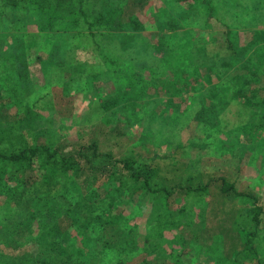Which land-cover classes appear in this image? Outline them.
<instances>
[{
    "label": "rangeland",
    "instance_id": "374dc122",
    "mask_svg": "<svg viewBox=\"0 0 264 264\" xmlns=\"http://www.w3.org/2000/svg\"><path fill=\"white\" fill-rule=\"evenodd\" d=\"M9 2L0 0V88L17 80L20 72L28 75L30 93L28 99L21 97L22 105L37 102L45 110L44 132H52L49 137L60 144L62 154L90 145L118 155L119 146H111L106 136L120 125V150L127 151L125 146L130 144L132 152L140 149L147 156L153 151L166 154L174 150L175 172L182 175L183 185L192 189L172 198L173 219L170 215L163 218L159 202L151 195L130 200L125 192L122 199L115 196L113 201L108 197L92 211L96 216L110 211L114 219L122 218L121 231L112 226L97 232L85 247L80 224L74 225L82 213H78L79 199L72 189L69 195L60 194L64 179L57 180L59 185L53 188L40 180L26 184L23 172L13 175L12 169L0 197V238H29L33 248L27 258L17 260L18 256L13 257L18 252L10 248L2 251L0 245L3 264H37L36 257H43L48 238L40 237L50 234L57 220L48 223L35 206L42 192L49 189L55 196L51 204L59 212L57 219L63 220L64 232L72 237L70 243L91 256L96 251L100 264H229L240 246L235 229L236 222L243 219L236 213L239 201L218 197V184L212 183L208 191L203 188L210 180L235 181L239 192H251L264 207V110L245 107L240 92L243 86H236V76L248 74L246 65L264 66V37L259 36L264 25L256 23L264 9L256 13L252 0H211L207 8L164 4L165 12L159 13L161 3L152 0L141 20L147 29L143 31L146 39L158 47L149 46L145 56L135 59L134 53L129 56L122 50L134 32L105 31L99 36L105 41L102 55L85 36L88 30L83 22L77 23V16L42 19L28 0L17 6H9ZM87 2L98 14L125 5L127 0ZM228 26L233 34L231 49L226 47ZM64 28L69 35L59 33L56 37V30ZM59 59L67 64L62 69L54 65ZM263 81L258 85L262 93ZM4 90H0V113L12 106ZM125 93L130 97L124 98ZM110 98L121 102L96 120L98 114L93 109ZM259 98L264 100V94ZM28 122L12 121L5 127H15L14 131L30 137L35 129L27 127ZM111 135L117 138L114 131ZM44 138L48 137L44 134ZM2 148L7 153L21 151L19 147L10 150L5 144ZM90 181L92 186L100 182ZM119 181L113 173L112 185L120 186ZM162 184L161 180L156 187ZM169 185L166 182L164 186ZM181 210L185 212L182 217ZM261 230L253 244L256 253L251 245L245 246V250L249 248L246 264H264V227ZM105 239L110 247L103 249ZM87 260L93 262L90 256ZM54 264L62 263L57 258Z\"/></svg>",
    "mask_w": 264,
    "mask_h": 264
},
{
    "label": "trees",
    "instance_id": "16d2710c",
    "mask_svg": "<svg viewBox=\"0 0 264 264\" xmlns=\"http://www.w3.org/2000/svg\"><path fill=\"white\" fill-rule=\"evenodd\" d=\"M25 0H10L8 3L11 6L13 3L21 5ZM33 7L39 10V17L44 19L45 17H50L52 15L64 18L77 16L79 22L86 26L88 34L85 36L93 40L97 52L102 55V44L104 39H100L105 31L114 33L123 32H134L130 39V43L127 44L122 50L128 53H134L135 59H138L148 52V47L152 46L157 49V44L152 43L149 38L146 39V35L143 31H146L143 18L144 13L152 0H127L125 5H119L108 10L100 11L98 14H94L89 7L87 0H28ZM211 0H156L159 5L158 12H165L162 8L163 5H176L181 8L186 6L189 7L190 4H197L200 6L208 7V2ZM252 7L255 8V12H260L264 9L263 0H252ZM187 7V8H188ZM45 15V16H44ZM254 16V15H253ZM158 19V18H156ZM253 21V20H252ZM53 21L48 20V23L52 24ZM254 22V21H253ZM41 23L42 20H41ZM256 23L264 25V14L258 16V21ZM47 25V24H44ZM231 26H228L227 35V48H233V41L231 39L232 33L230 32ZM62 33V34H59ZM59 35L67 36L69 35L68 29L56 30L55 36ZM264 32L259 33V36H263ZM112 36V35H110ZM108 36V37H110ZM62 37V36H61ZM116 38V37H112ZM129 56H133L128 54ZM225 64V63H224ZM59 69H62L67 64L59 59L54 64ZM248 74L236 76L237 83L236 86H243V90L240 91L244 98V106L248 109L259 108L264 110V100L259 98L262 90L258 88L259 80H264V66L251 67L245 66ZM26 73L20 72L17 80L11 82V84H3L0 90H4L8 93L9 99L6 100L7 103H12V106L5 112L4 110L0 113V197L3 196L5 188L4 181L7 174L15 169L13 175H17L23 172V183L31 184L40 180V182L46 186H58L57 180L64 179V187L60 191V194L69 195L72 193L79 199L78 205L80 206L78 213L81 211V216L75 221L74 225L79 226V231L84 234L85 247L88 242L93 239L95 233H102L108 231L110 227L114 226L115 230L120 229L122 224V218H113L110 211L108 214H99V216L94 215L92 211L95 205H101L102 201L105 202L108 197H112V201L116 199L115 196L122 199V195L127 192L128 199L133 200L139 195H151L152 198L159 202V210L163 212V218L173 219L174 211L172 208V198L180 192L191 191V187L186 188L183 185L182 175L175 172L177 168L176 163V153L174 150L172 152H167L166 154L160 153L158 151H153L151 154H147L138 149L137 152H132L130 149L133 146L126 147L127 151L120 150V139H122V132L117 128L111 129L107 136L106 141H110L111 146L118 145L117 150L121 153L115 155L113 151L102 152L100 147L94 148L93 146H83L77 149L75 152L63 155L60 144L53 141L51 137V131L46 130V122L44 117L47 116L45 110L40 109L36 103L30 105L25 103L22 105L21 97L24 99L29 98V84ZM242 83H241V82ZM264 82V81H263ZM124 94V98L130 97ZM7 97V98H8ZM6 99V98H5ZM41 100V99H39ZM125 100V99H124ZM121 100H116L115 98H110L99 103L92 112L97 115L96 120L100 119L105 113L112 111ZM40 103V102H38ZM66 104H71L70 101H65ZM25 112L24 116L22 115ZM22 120H29L28 126L35 129L33 136L28 137L25 134H19L14 131L15 127H5V124H9L13 121V124H18ZM202 125V124H201ZM200 125V126H201ZM115 132L117 138L114 135L110 136V133ZM118 131V132H117ZM44 134L49 138H44ZM118 134V135H117ZM155 133L153 134V137ZM108 137V140H107ZM173 137H170L172 140ZM156 139L154 138V141ZM9 147L10 150L19 147L21 149L19 154L14 151L9 153L5 152L2 148L3 145ZM143 147V146H142ZM115 151V150H114ZM116 175L120 179V186L112 185V175ZM90 179L94 182L100 181L97 186H92ZM168 182L169 186L156 187L160 181ZM214 181V182H213ZM19 182V181H18ZM20 183V182H19ZM212 183L218 184L220 187V194L217 196L223 198L224 200H234L239 201V211L236 210L238 217L240 214L243 215V219L240 222H236L235 229L239 234L240 246L237 247L235 253L231 255V261L229 264H246L248 261L244 260L247 255L245 246H252L251 250L256 253L257 248L253 246L255 240L258 237V233L262 231L264 227V207L261 206L260 199L249 191L239 192L236 188L235 181L228 182L226 179H221V181L210 180L206 187L203 188L204 191H208ZM220 183V184H219ZM62 184V183H61ZM113 188L111 190V188ZM72 189V191H70ZM104 190V191H102ZM114 192V193H113ZM43 198L41 197L37 201L38 204L35 209H39L42 217L46 219L49 223L51 220H57L49 230L50 234H44L40 239L48 238L47 249L41 251L42 256L36 257L37 264H54L55 259H59L62 264H94V261H99V254L94 251L93 255L85 252L84 248H79L76 243H70L72 237L64 232L63 220L57 219L59 212L54 211L52 207V200L55 197L52 189L47 192H42ZM62 197V195H58ZM58 199V198H56ZM236 201V200H235ZM35 204V202H33ZM260 206H259V205ZM50 205V206H49ZM112 205V203L110 204ZM49 212L48 214H45ZM181 217L184 216L185 212L179 211ZM46 217V218H45ZM83 219V220H82ZM114 219V220H113ZM50 221V222H51ZM47 223V224H48ZM167 225L171 223H166ZM49 225V224H48ZM235 225V224H234ZM175 225L173 224V227ZM232 231V229H231ZM30 233V232H29ZM28 233V234H29ZM121 232H116L120 234ZM36 235V232L33 236ZM74 235V234H73ZM90 235V236H89ZM97 235V234H96ZM122 237V234H120ZM109 236L111 234H104L103 237ZM32 239V238H31ZM32 240L29 238H21L19 235L16 236L13 241L6 240L5 238H0V245L3 249L14 250L17 253L13 259L17 256V260L28 256L32 250V245L30 244ZM108 242V244H107ZM110 241L104 240V248L110 247ZM39 244V242L37 243ZM48 251V253H47ZM41 254V253H40ZM4 253H0V264L4 263L2 259ZM39 255V254H38ZM91 257L93 262L88 261L87 258ZM56 257V258H55ZM235 258V259H234ZM142 259V258H141ZM156 259V258H155ZM129 262V260H128ZM125 263L127 260L125 259ZM100 264V262H98ZM109 264H113L109 261ZM122 264V262H118Z\"/></svg>",
    "mask_w": 264,
    "mask_h": 264
}]
</instances>
